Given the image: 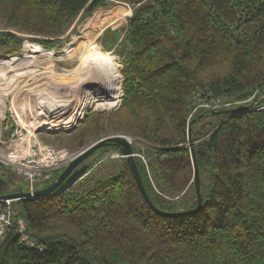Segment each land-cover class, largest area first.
Listing matches in <instances>:
<instances>
[{"label":"trees","instance_id":"16d2710c","mask_svg":"<svg viewBox=\"0 0 264 264\" xmlns=\"http://www.w3.org/2000/svg\"><path fill=\"white\" fill-rule=\"evenodd\" d=\"M128 2L135 8L125 31L108 28L102 36L123 59L121 106L113 120L90 116L80 138L112 125L150 142V172L135 159L154 204L171 212L197 206L195 142L203 206L177 217L159 214L122 156L113 172L82 191L15 201L37 246L23 243L14 226L0 243V264H264V0ZM107 4L0 0V18L13 29L0 31V47L23 45L15 31L45 36L34 41L54 46L76 19ZM200 91L253 97V106L190 118ZM110 148L86 160L94 158L93 167ZM26 189L18 184L14 191ZM184 191L182 202L164 196Z\"/></svg>","mask_w":264,"mask_h":264},{"label":"rangeland","instance_id":"374dc122","mask_svg":"<svg viewBox=\"0 0 264 264\" xmlns=\"http://www.w3.org/2000/svg\"><path fill=\"white\" fill-rule=\"evenodd\" d=\"M107 2L106 6L97 8L86 18L76 19L66 33L59 37L54 46H43L34 41V38H46L45 36L14 30L24 38L23 45L21 47H0V157L8 161L5 170H1L5 172V179L10 182L6 192H19L14 191L18 184H26L27 186L24 175L19 173V167L22 164L35 165L32 163L35 157L36 163L39 165L47 166L50 162L54 169L49 173L47 172V175L51 176L50 181L54 178L56 180L59 176L56 177L55 174H61L72 161L68 159L59 165L56 164L58 161L56 155L61 150H66L69 157H75L97 140L118 134L126 136L132 145L138 146L134 155L143 158L150 172L148 165L152 161L148 154L150 142L146 140L116 130L112 125H108L106 128L99 127L96 131L97 136L94 138L90 136H86L84 139L80 138V134L88 128L87 120L93 114L99 113L105 115L108 120H113L114 114L121 106L124 95L123 59L115 52V49L109 51L105 48L102 36L108 28L119 29L124 32L135 6L128 0H107ZM108 20L110 21L109 24L107 23ZM96 27H104L97 42L104 51L112 53L115 57L121 66L123 77L122 97L114 101L113 107L106 109L100 108L103 102H95L93 96H88L83 85L80 86L78 82L73 85L78 76L76 72H78L77 65L80 64L79 57L76 55L75 60L70 63L69 55L66 53L70 48H74L75 51V48L80 46L82 42H86L87 37ZM7 30L13 29L8 26L5 19L0 18V31ZM26 42L30 43L27 50H25ZM38 48L39 50H37ZM42 49L43 51H41ZM49 51H53L54 56L46 55L45 52ZM9 58L13 59L10 60ZM46 93L50 95L48 96ZM252 98L245 101L231 98L230 101L233 103V107H242L247 106ZM50 99L52 104H55L57 100L68 103L67 113L71 116V122L56 128L41 126V122L45 119V116L41 115L44 114L42 105ZM49 104L50 102H48ZM113 122L111 121V124H114ZM112 148L93 167L91 164L94 163V158H90L81 164V166H88V172L73 187L74 190L82 191L93 185L99 177L106 176L115 170V162L118 163L123 154ZM50 181L40 184L38 189L54 182ZM193 188L194 185L188 188L191 197H194ZM186 191L171 198L178 197L174 201L182 202V196Z\"/></svg>","mask_w":264,"mask_h":264},{"label":"bare ground","instance_id":"6f19581e","mask_svg":"<svg viewBox=\"0 0 264 264\" xmlns=\"http://www.w3.org/2000/svg\"><path fill=\"white\" fill-rule=\"evenodd\" d=\"M108 22L110 21L108 20L107 23ZM103 29L104 27H96L90 35L88 34L89 36L86 42H82L80 46L75 48V51L74 48H70L66 53L69 55L70 63L75 60L76 55L79 57L80 64L77 65L78 72H76L78 76L75 78L76 80L73 85H76L77 82L80 86L83 85L84 88H86L85 91L88 96H93L95 102H103L100 108L106 109L113 107L115 104L114 101L122 97L123 77L121 75V66L117 63L115 57L112 53L104 51L97 42ZM28 47H30V43L26 42L25 50H27ZM37 50H39V48ZM41 51H43V49ZM45 53L49 55V57L54 56L53 51ZM9 59L12 60L13 58ZM46 94L48 96L50 95L48 93ZM48 102H50L49 105ZM56 103L52 104L51 99L43 103L42 111L44 114L41 115L43 117L45 116V119L41 122L42 127H63V125L71 122V116L67 113L69 109L68 103H64L62 100H57Z\"/></svg>","mask_w":264,"mask_h":264},{"label":"water","instance_id":"95a60500","mask_svg":"<svg viewBox=\"0 0 264 264\" xmlns=\"http://www.w3.org/2000/svg\"><path fill=\"white\" fill-rule=\"evenodd\" d=\"M253 104L242 106V107H233V108H227L223 110H217V111H210L213 115H222V114H230V113H236L239 111L244 110L247 107H252ZM226 120V119H225ZM225 120H222L221 123H223ZM194 121H192L189 125V138L190 141H192V125ZM220 123V124H221ZM103 147H114L117 148L124 157L127 158V161L130 164L131 170L134 174V177L136 179L137 185L144 196L147 203L159 214L168 216V217H177L182 216L189 213H196L201 210L203 206V197L201 194V186H200V173L199 168L197 164V154H196V148L195 143L193 142L192 145V156H193V162L195 165V193L197 196V206L193 210L189 211H177V212H171V211H165L160 208H158L154 202L152 201L146 186L144 184L142 175L140 173L137 161L135 159L134 155V148L132 145V142L124 136V135H113L101 138L94 142L93 144L86 147L83 151L79 152L73 160L66 166V168L62 171V173L59 175V177L52 183H50L48 186L37 189L34 193L29 192L28 190H20L19 192H6L7 187L9 185V181H7L5 178L0 176V198L4 199H12L15 201H19L21 199L31 198V197H43V196H50V195H62L71 190L80 180H82L87 172H88V166L81 164L96 150L103 148ZM8 163L7 160L0 157V170H5V166Z\"/></svg>","mask_w":264,"mask_h":264},{"label":"built area","instance_id":"2783aa9c","mask_svg":"<svg viewBox=\"0 0 264 264\" xmlns=\"http://www.w3.org/2000/svg\"><path fill=\"white\" fill-rule=\"evenodd\" d=\"M194 99L195 106L190 118L201 111L210 112L233 107V103L230 101L231 98L214 97L202 91L197 93ZM56 157L58 160H56V164L58 165L68 159L73 160L74 158V156L69 157L66 150H61ZM35 158L32 162L35 163V165L22 164L21 167H19V173L24 175L27 183V190L31 193H34L40 184H45L50 181L51 176L47 175V172L49 173L52 169H54L52 168L53 166L51 167L50 162H48L47 166L37 164ZM58 165L56 166L58 167ZM164 196L172 201L178 199V197L171 198L167 195ZM14 202L15 200L12 199L0 198V243L4 240L9 230L14 226H17L22 242L28 244L29 246L36 247L37 243L31 235L29 222L24 216L18 214L14 206Z\"/></svg>","mask_w":264,"mask_h":264},{"label":"flooded vegetation","instance_id":"af4514ba","mask_svg":"<svg viewBox=\"0 0 264 264\" xmlns=\"http://www.w3.org/2000/svg\"><path fill=\"white\" fill-rule=\"evenodd\" d=\"M0 176H2L3 178H6L5 177V172L0 170Z\"/></svg>","mask_w":264,"mask_h":264}]
</instances>
